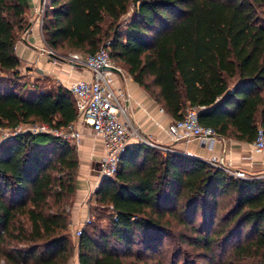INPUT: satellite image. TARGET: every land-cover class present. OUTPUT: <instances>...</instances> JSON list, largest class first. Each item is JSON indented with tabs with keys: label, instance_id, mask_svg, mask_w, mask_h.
Masks as SVG:
<instances>
[{
	"label": "trees",
	"instance_id": "16d2710c",
	"mask_svg": "<svg viewBox=\"0 0 264 264\" xmlns=\"http://www.w3.org/2000/svg\"><path fill=\"white\" fill-rule=\"evenodd\" d=\"M263 10L264 0H42L40 34L58 52L103 45L171 118L193 105L214 133L251 141L257 125L264 133ZM26 23V0H0V259L64 264L75 145L14 128L77 113L68 87L21 81L14 44ZM92 195L108 212L80 225L78 264H177L180 242L204 264H264L263 176L137 141Z\"/></svg>",
	"mask_w": 264,
	"mask_h": 264
},
{
	"label": "crops",
	"instance_id": "0c3cea01",
	"mask_svg": "<svg viewBox=\"0 0 264 264\" xmlns=\"http://www.w3.org/2000/svg\"><path fill=\"white\" fill-rule=\"evenodd\" d=\"M26 1L27 23L14 44L15 53L19 58L18 68L21 72L27 77H46L52 83H60L66 87L76 78L86 77L88 73L86 67L53 57L47 52L48 46L40 34L41 0ZM112 77L114 85L119 87L126 97L124 103L127 114L143 134L156 142L169 140L165 127L171 117L163 109H159V104L128 74L121 70L120 73H113ZM77 126L82 139L75 145L78 166L74 179L75 195L70 207L69 224L81 221L87 205L90 204L88 195L85 197L87 199L83 197L95 187L99 179L96 175V160L102 153L99 139L87 127L78 122ZM171 143L192 155L204 159L214 158L229 167L241 168L248 173H256L264 169V150H254L251 141L214 133L209 145L200 141L197 136L185 142L171 141ZM191 146H195V150Z\"/></svg>",
	"mask_w": 264,
	"mask_h": 264
},
{
	"label": "built area",
	"instance_id": "2783aa9c",
	"mask_svg": "<svg viewBox=\"0 0 264 264\" xmlns=\"http://www.w3.org/2000/svg\"><path fill=\"white\" fill-rule=\"evenodd\" d=\"M41 5L42 0L39 11ZM46 50L53 57L82 65L88 70L86 77L76 78L67 86L73 98L77 113L76 119L61 126H49L46 123L37 122L20 123L15 126V130L26 128L32 131H49L76 144L82 138L77 122L87 127L99 139L102 146V153L96 160L98 178L113 174L120 152L125 145L131 142L142 141L160 149H171L170 146H164L143 134L139 126L127 114V107L124 103L126 97L121 89L114 85L112 77L113 73H120L121 69L109 59L103 45H99L93 52L69 51L61 56L50 47ZM21 125L24 126L21 127ZM165 131L171 141L185 142L197 136L207 145L214 135L211 126L202 125L197 121L196 108L193 105H187L181 116L171 118L166 124ZM251 146L254 150H264V133L260 125L255 128ZM175 149L188 153L179 148ZM206 160L212 164L225 166L226 170L233 175H248V172L243 169L229 167L217 159ZM253 174L264 177V169ZM88 220L89 217L85 216L82 223ZM79 231L80 225L74 228L75 235Z\"/></svg>",
	"mask_w": 264,
	"mask_h": 264
},
{
	"label": "rangeland",
	"instance_id": "374dc122",
	"mask_svg": "<svg viewBox=\"0 0 264 264\" xmlns=\"http://www.w3.org/2000/svg\"><path fill=\"white\" fill-rule=\"evenodd\" d=\"M261 15L264 17V10L261 12ZM56 54L64 55L66 52H58V51H54ZM113 63L115 65H117L124 73V69L123 67L116 61H113ZM19 71L21 72V70L19 69ZM22 73V72H21ZM21 81H25L27 85H29L31 82L36 81L38 84L41 85H48L51 84V80L49 78H41V77H27L22 73L21 76ZM24 125H21V127H23ZM8 133V129L4 128V127H0V137L6 135ZM82 139V138H81ZM72 143V142H71ZM164 146H170L171 148H176L174 145H172L170 139L165 141V142H159ZM74 145H76L75 143H73ZM192 147V146H191ZM193 150H195V146L192 147ZM77 153V152H76ZM76 174H77V170H76ZM76 176V175H75ZM92 190L88 191L83 199H87L85 198L86 195H88V201H90V204L87 205V210L84 213V215L82 216L81 221H77L73 224H69L67 223V232L69 235V239L71 241V243H73V247L71 249V252L66 260V262L64 264H78L77 259H76V247L74 245L75 242V233H74V228L81 225L83 222V219L85 216H88L89 219H98L97 221H99L98 223L103 224L106 220V217L104 214H106L108 212V207L101 205L100 202L94 200L93 195H92ZM74 195H75V191L72 194V198L69 202V204L66 206L68 209V221H69V217H70V207H71V203L74 199ZM101 209V213L98 215V213L96 212V210ZM103 213V214H102ZM97 214V215H96ZM98 217V218H96ZM67 221V222H68ZM179 227L175 226L174 230V234L177 232V229ZM165 239V246H163L164 250H167L166 252L169 254L168 250L171 249V240H173L171 237L170 238H164ZM181 244V242H180ZM179 244V250H181L178 253V259H177V264H204V262L202 261V259L198 256L196 248L189 245V244H185L183 243L182 246H180ZM165 260H168V255L166 256ZM248 260H251V258H248ZM234 264H245V262H239V261H233ZM0 264H2V260L0 259ZM247 264V263H246Z\"/></svg>",
	"mask_w": 264,
	"mask_h": 264
}]
</instances>
